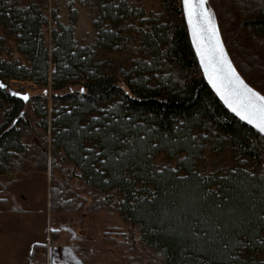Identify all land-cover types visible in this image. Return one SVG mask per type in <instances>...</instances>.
<instances>
[{
	"label": "trees",
	"instance_id": "trees-1",
	"mask_svg": "<svg viewBox=\"0 0 264 264\" xmlns=\"http://www.w3.org/2000/svg\"><path fill=\"white\" fill-rule=\"evenodd\" d=\"M159 1L161 12L146 13L129 0H85L94 46L132 61L117 75L75 37L74 7L68 24L53 14L49 48L48 0H0V26L27 61L0 52V173L48 172L53 212L118 213L127 227L111 224L102 238L126 264H264V135L207 80L183 0ZM208 5L236 71L264 95V0ZM50 77L49 155L46 136L33 140L49 128L47 94L25 101L9 80ZM208 150H229L237 164L200 170ZM161 153L177 166L158 163Z\"/></svg>",
	"mask_w": 264,
	"mask_h": 264
},
{
	"label": "rangeland",
	"instance_id": "rangeland-1",
	"mask_svg": "<svg viewBox=\"0 0 264 264\" xmlns=\"http://www.w3.org/2000/svg\"><path fill=\"white\" fill-rule=\"evenodd\" d=\"M131 3L137 2L141 3L145 7L146 13L150 12H161V4L159 0H129ZM69 6L74 7L78 12L77 22L75 24V37L80 42V44L88 45L95 50V67H97L102 72H113L117 75L123 73L124 70H130L132 67V61L130 58H127L122 50H113L109 51L101 47L94 46L95 40V30L92 23V18L90 17L89 7L85 5V0H48V6L45 10V13L48 16V22L44 25V37L49 46L52 48V29L56 27V21L54 20L53 14L56 13L60 20L64 24L69 23ZM3 36H5L4 29L0 26V52L4 58L8 59H19L21 62L26 63V59L24 56L17 51L15 48L14 40L10 36H5L3 40ZM54 63L52 57H50V76L54 69ZM10 87L16 91L21 93H29L30 94H42L48 96L46 101V105L48 108V121L49 128L45 132L43 130L38 129V134L33 135V140L36 143H40L43 136L47 137V150L49 155L51 153V145H50V137H51V121H52V108L53 102L50 100L51 97V77L49 78V84H39L31 80H17L10 79L9 80ZM33 101L30 100L28 104V108H32ZM107 105L101 106V108H105ZM29 113H31V109H29ZM158 163H165L167 165L176 167L177 160L174 158H170L167 154L161 153L157 157ZM237 164V161L233 154L229 150H224L221 152H213L206 151L204 157L199 160L198 167L200 170H216L218 172H223L228 167H233ZM49 173L46 171H25L19 173L17 175H12L10 173L1 174L0 173V197H7V204L5 212L10 214L11 212L17 211L18 217L19 213L25 214L23 206L21 209H16L17 202L20 198L24 200L27 199L31 202L38 201L39 206H45L46 200L48 197L49 191V181H48ZM14 177V178H13ZM73 184L77 186V182L74 181ZM12 190H16L13 192ZM4 201V200H0ZM14 209L13 211H10ZM27 217V216H26ZM91 224L93 225L95 234L98 238L103 236L106 228L111 224H122L127 227L126 222L118 213H111L109 211H103L98 213V215H88ZM2 218V223H0V235L6 236L9 234H13L14 232H24V226L21 223H13L15 222V218L11 217V215H0ZM9 219H14V221H10ZM23 221L22 218H20ZM46 220L43 221L40 219V223L35 225V234H39L43 236L46 234ZM91 227V226H90ZM91 235V233H90ZM139 234L137 233V237ZM264 236V233H263ZM4 239H7L4 237ZM107 242V241H106ZM108 243V242H107ZM109 249L113 250V253L120 257L118 264H126L124 258L122 257V253L118 252L110 243H108Z\"/></svg>",
	"mask_w": 264,
	"mask_h": 264
},
{
	"label": "crops",
	"instance_id": "crops-1",
	"mask_svg": "<svg viewBox=\"0 0 264 264\" xmlns=\"http://www.w3.org/2000/svg\"><path fill=\"white\" fill-rule=\"evenodd\" d=\"M49 179L48 175L50 188ZM1 199L4 201H0V215L14 217L13 223H21L24 232L21 230L6 236L0 235V264L119 263L120 257L116 256L113 250H108L109 244L95 234L88 215L51 211L49 191L46 204L42 207L39 206L38 201L31 202L23 198L15 200L18 206L16 209H21L23 206V209L27 210L25 214L19 213L23 221L17 218V211L10 214L5 212V207L9 203L7 197L1 196ZM40 219L46 220V234L43 236L34 232L35 225L40 223ZM2 220L0 218V223ZM9 220L14 221V219ZM53 229L56 230V234L52 236Z\"/></svg>",
	"mask_w": 264,
	"mask_h": 264
},
{
	"label": "snow or ice",
	"instance_id": "snow-or-ice-1",
	"mask_svg": "<svg viewBox=\"0 0 264 264\" xmlns=\"http://www.w3.org/2000/svg\"><path fill=\"white\" fill-rule=\"evenodd\" d=\"M183 6L193 29L194 43H197L201 62L213 87L241 119L254 124L264 133V95L249 87L232 66L219 38L215 16L208 7V0H183ZM206 55L210 56L208 61L205 60ZM5 87L0 83V88ZM22 98L27 100L28 96Z\"/></svg>",
	"mask_w": 264,
	"mask_h": 264
},
{
	"label": "water",
	"instance_id": "water-1",
	"mask_svg": "<svg viewBox=\"0 0 264 264\" xmlns=\"http://www.w3.org/2000/svg\"><path fill=\"white\" fill-rule=\"evenodd\" d=\"M208 7H209V5H208ZM185 14H186V13H185ZM186 18H187V22H188L187 14H186ZM188 25H189V22H188ZM189 28H190V31H191L192 36H193V29H192V27H191L190 25H189ZM218 34H219V33H218ZM219 38H220V40H221V42H222V44H223V41H222L220 35H219ZM193 39H194V37H193ZM195 45H196V47H197V43H195ZM223 47H224V49H225V51H226V53H227V50H226L224 44H223ZM198 56H199L200 65H201V67H202V70H203V72H204V74H205L207 80H208L209 83L211 84L212 88L214 89V91H215V92L217 93V95L220 97V99L222 100V102L224 103V105L226 106V108H227L230 112H232L235 116H237L239 119H241V117H240L239 115H237V113L234 112V111L232 110V108L229 107V105H228L227 103H225V99L222 98L221 94L217 92V89L213 87L212 82H210L209 76H208V75L206 74V72H205V66H204V64H202V62H201V55H200L199 52H198ZM227 56H228L229 60L231 61V59H230L228 53H227ZM209 59H210V56H209V55H206V56H205V60L208 61ZM231 64H232V66L234 67L232 61H231ZM234 68H235V67H234ZM210 70H211V69H210ZM235 70H236V69H235ZM236 72H237V71H236ZM244 82H245V81H244ZM245 83H246V82H245ZM246 84H247V83H246ZM249 87H250V86H249ZM12 92H13V93H18L17 96H19V97H21V98H22L24 95H27L28 98H29V93H21V92H19V91H14V90H12ZM27 100H28V99H27ZM27 100H25V101H27ZM241 120H242L243 122H245L246 124H248L249 126H251L252 128H254V129H255L256 131H258L259 133H261V132H260V131L254 126V124H250V123H248L247 120H243V119H241ZM261 134L264 135V133H261Z\"/></svg>",
	"mask_w": 264,
	"mask_h": 264
}]
</instances>
